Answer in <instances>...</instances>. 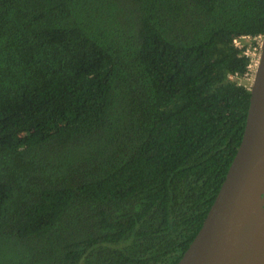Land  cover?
Here are the masks:
<instances>
[{
	"label": "trees",
	"instance_id": "obj_1",
	"mask_svg": "<svg viewBox=\"0 0 264 264\" xmlns=\"http://www.w3.org/2000/svg\"><path fill=\"white\" fill-rule=\"evenodd\" d=\"M263 33L264 0H0V264H176Z\"/></svg>",
	"mask_w": 264,
	"mask_h": 264
},
{
	"label": "water",
	"instance_id": "obj_2",
	"mask_svg": "<svg viewBox=\"0 0 264 264\" xmlns=\"http://www.w3.org/2000/svg\"><path fill=\"white\" fill-rule=\"evenodd\" d=\"M259 49L241 142L176 264H264V33Z\"/></svg>",
	"mask_w": 264,
	"mask_h": 264
},
{
	"label": "rangeland",
	"instance_id": "obj_3",
	"mask_svg": "<svg viewBox=\"0 0 264 264\" xmlns=\"http://www.w3.org/2000/svg\"><path fill=\"white\" fill-rule=\"evenodd\" d=\"M242 45L248 46L247 49H249V52L253 54V59L256 60L259 54V47H257V50H254L251 46L253 44V39L252 38H244L240 40ZM254 68L255 67H249L247 69L246 74H244L242 77H234L233 80L237 81L238 83H241L247 87H250L252 79H253V74H254Z\"/></svg>",
	"mask_w": 264,
	"mask_h": 264
},
{
	"label": "built area",
	"instance_id": "obj_4",
	"mask_svg": "<svg viewBox=\"0 0 264 264\" xmlns=\"http://www.w3.org/2000/svg\"><path fill=\"white\" fill-rule=\"evenodd\" d=\"M243 38H249V37H243ZM240 40H241V39H240ZM240 40H239V39L234 40V43H235L236 45H238V47H240V48H244V49H245V53H246V54H249V55L251 56V63L249 64L248 67H250V68H251V67H255L256 62H257V59H256V60L253 59V54L249 52V49H247L248 46H243ZM253 40L256 41V43L258 44V47H259V45H260V37L254 38ZM252 48H253L254 50H257L256 47H252Z\"/></svg>",
	"mask_w": 264,
	"mask_h": 264
}]
</instances>
